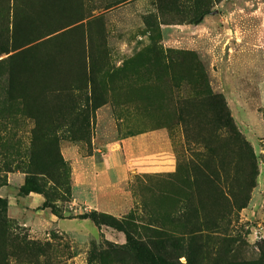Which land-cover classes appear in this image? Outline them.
Wrapping results in <instances>:
<instances>
[{"label": "rangeland", "instance_id": "rangeland-1", "mask_svg": "<svg viewBox=\"0 0 264 264\" xmlns=\"http://www.w3.org/2000/svg\"><path fill=\"white\" fill-rule=\"evenodd\" d=\"M0 196V264H140L44 221L90 212L169 264H264V0H0Z\"/></svg>", "mask_w": 264, "mask_h": 264}, {"label": "crops", "instance_id": "crops-1", "mask_svg": "<svg viewBox=\"0 0 264 264\" xmlns=\"http://www.w3.org/2000/svg\"><path fill=\"white\" fill-rule=\"evenodd\" d=\"M138 150L139 149H138L137 140H134L132 138L126 139L122 141L121 144L117 145V150L115 149L111 153V157L115 159L114 162L109 163L108 160H105L104 163L96 165L95 167L96 173L93 177V187H91L93 194L95 196L97 197L102 196L103 193H105L108 189L116 188L121 183L125 182L128 179L130 174V170H129L130 162L129 160L128 162H126L125 157L130 155L132 152H137ZM42 201L43 200L39 195H35V197L31 198L30 201L32 203H36V206H33V204L30 203L31 209L35 210V211L31 210V213L34 215V218L36 220L41 219L39 213L43 211H40L37 206H39L42 203ZM87 220H79L74 218L58 219L57 217H55L53 214L50 213L48 214L47 218L44 219V221H47L45 223H47L48 225L54 226L56 224L59 227H63L62 223L65 221L74 223L77 221L86 222ZM93 229H96V226H94Z\"/></svg>", "mask_w": 264, "mask_h": 264}, {"label": "trees", "instance_id": "trees-1", "mask_svg": "<svg viewBox=\"0 0 264 264\" xmlns=\"http://www.w3.org/2000/svg\"><path fill=\"white\" fill-rule=\"evenodd\" d=\"M80 220H90L97 227L108 226L122 232L125 236V248L132 253L140 264H169L162 258H156L155 255L144 245L143 242L138 240L128 225L124 222H118L114 218L106 216L105 214H98L96 212L85 213L77 217Z\"/></svg>", "mask_w": 264, "mask_h": 264}]
</instances>
